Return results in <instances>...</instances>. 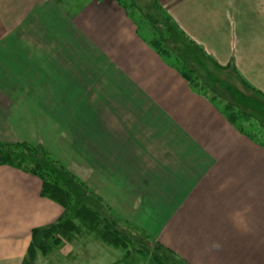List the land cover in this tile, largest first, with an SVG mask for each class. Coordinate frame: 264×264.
<instances>
[{
	"label": "crops",
	"instance_id": "1",
	"mask_svg": "<svg viewBox=\"0 0 264 264\" xmlns=\"http://www.w3.org/2000/svg\"><path fill=\"white\" fill-rule=\"evenodd\" d=\"M155 1L264 95V0ZM0 143L45 147L124 232L188 264H264V147L114 0H0ZM41 191L37 176L0 165V264H23L33 231L63 217ZM81 229L63 258L102 242Z\"/></svg>",
	"mask_w": 264,
	"mask_h": 264
},
{
	"label": "trees",
	"instance_id": "2",
	"mask_svg": "<svg viewBox=\"0 0 264 264\" xmlns=\"http://www.w3.org/2000/svg\"><path fill=\"white\" fill-rule=\"evenodd\" d=\"M117 1L123 5L126 3L131 7H136L134 0ZM151 4L155 5V9L162 11V8L155 0ZM162 15L161 20L155 15H146L147 19L134 15V18L138 24L139 31L144 30L141 34L149 45L163 59L168 61L197 92L211 97L212 101L219 104L220 102H217V98L212 97L210 93L214 92L212 82L222 89L233 90L232 87L228 89L219 79L224 75L223 71L228 70L231 66H220L199 45L187 37L168 15L164 12ZM146 21H151L152 23H146ZM146 26L151 29L149 28V31H147ZM231 69L234 71L233 68ZM234 73L239 77L245 88L254 91L264 100L262 93L251 88L235 71ZM238 93L237 89L236 101L239 105L245 107V102H241L240 99L249 101L251 98ZM255 101L256 103L250 100V102L254 103L250 106V109L260 117L257 115H245L248 118L255 119L258 126L262 128L264 127V104L260 100ZM237 110H239L238 106L236 108L232 103H228L225 104L223 113L238 131L264 147V129H260L258 132L246 131L239 119L238 113L241 111ZM243 113L241 114L244 115ZM0 165L12 166L40 178L42 181V197L58 203L65 210L63 217L57 223L45 229L33 231V241L23 264H35L39 252L47 254L49 251L46 241L51 236L58 235L61 238L69 239L74 234L75 236L78 235L81 232V227L77 225V222H80L84 228L98 237L103 243L122 249L129 256L132 255L133 250H131L130 242L135 239L137 241V237L135 238L128 233L116 230L113 224L101 218L96 209H98V206L100 208L105 207L104 204L94 197L84 183L78 180L60 161L50 155L43 146H31L26 143H0ZM102 221L109 225L101 226L102 224L99 223ZM55 242L58 243L59 239ZM156 251L159 256L155 254L154 258H151L154 264H164L166 263L165 259L168 258L169 260L171 258L177 259L179 264H188L159 244ZM166 264L171 263L168 262Z\"/></svg>",
	"mask_w": 264,
	"mask_h": 264
},
{
	"label": "rangeland",
	"instance_id": "3",
	"mask_svg": "<svg viewBox=\"0 0 264 264\" xmlns=\"http://www.w3.org/2000/svg\"><path fill=\"white\" fill-rule=\"evenodd\" d=\"M114 1L117 2L119 5H121V7L129 15H133V16L138 15L144 19H147L148 18L147 16H149V15H155V16L159 17V19L161 20L163 17L162 13L163 12L165 13V11L163 9H162L163 12L160 11V9H155L154 4H147V2H145L144 0H134L137 8L135 6L131 7L130 5H128L126 3H125V5H123V4L119 3L117 0H114ZM146 23H152V22L146 21ZM142 27H143V25H142ZM149 28L150 27L146 26L147 31H149ZM140 29H141V27H140ZM143 31L144 30H141V32H143ZM166 62L168 65H170L168 61H166ZM170 66L173 67L172 65H170ZM223 73H224V75H222V77L219 79H221L222 83L225 84L228 87V89H229V87H232V89H233V90H231L232 92L230 90L222 89L221 87L216 85L214 82H212L213 87H214V90H213L214 92H210L211 96L214 98H217V102H220L219 106L221 107V110L222 111L224 110L225 104L232 103L233 105L236 106V108H237V106L239 107V110H237L239 112L241 111L240 113H238L239 119L242 122V125L244 126V129L246 131L258 132L260 129H264V127L260 128L261 126H258L257 121L255 119H253L251 117L248 118L246 116L247 114L248 115H257L256 113L252 112V110L250 109V106L254 104V103L250 102V100H253L255 103H256L255 100H260V102L263 104H264V100L261 98V96L254 93V91L245 88L243 86V84L241 83L239 77L234 73V71L231 68H229L226 71H223ZM237 89L239 91L238 94H240V95L243 94V95H246V96L251 98L249 101H246L244 99H240L241 102H243V101L245 102V107L242 105H239L236 101L237 100ZM241 113H243L244 115H242ZM257 116L260 117L259 115H257ZM54 158H56V157H54ZM68 170L72 173V171L70 169H68ZM96 210L100 214L101 218H103V219L109 221L111 224H113V226L116 230H119L122 233H126V234L128 233L127 231L124 232V230L121 229V226L118 224V222L109 216L108 212L105 211L104 207L100 208L98 206V209H96ZM99 224H102L101 226H104L105 224L107 225L108 223H105L104 221H102ZM77 225L79 227L83 228V226L80 224V222H77ZM110 226H112V225H110ZM130 235L132 237H135V238L137 237V241H136V239L134 241L131 240L130 247L134 253L129 257H126V252L124 250L108 246L107 244L96 240L90 244L82 245L81 256L78 259H76V261L73 258H69V260L67 258H63L60 254L61 252L58 253L56 251L57 250L60 251V249H62L65 244L70 243L75 238V234H74L69 239H65L63 237L61 238L58 235L51 236V238H49L46 241V245L48 246L49 252L47 254H43V253L39 252V254L37 255L36 261L39 257H42L40 264H47V263L50 264L53 262H55V264H57V262H61L62 264H154V262L151 258L152 257L154 258L155 254L157 256H159V253L157 254V251H156L158 243L147 241V238L144 236H138L137 234L136 235L130 234ZM76 236H78V235H76ZM57 239H59L58 243L55 242ZM41 241H43V240H41ZM165 262L166 263L169 262L171 264H179L178 260L174 259V258H171V260H169V258L165 259ZM166 263H164V264H166ZM35 264H36V262H35Z\"/></svg>",
	"mask_w": 264,
	"mask_h": 264
}]
</instances>
